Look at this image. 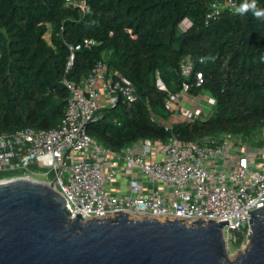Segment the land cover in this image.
I'll use <instances>...</instances> for the list:
<instances>
[{
	"label": "trees",
	"instance_id": "1",
	"mask_svg": "<svg viewBox=\"0 0 264 264\" xmlns=\"http://www.w3.org/2000/svg\"><path fill=\"white\" fill-rule=\"evenodd\" d=\"M82 1L83 11L65 0H0V133L56 128L68 97L63 81L78 83L103 61L131 81L136 96L130 106L120 98L100 108L88 123L86 132L103 146L121 151L145 139L166 142L171 132L184 143L226 134L262 144L264 20L224 9L206 24L213 0ZM256 4L264 9V0ZM185 19L191 25L183 31ZM69 46L74 59L66 70ZM186 56L205 80L191 93L209 94L215 104L166 130L164 99L180 91ZM157 78L167 91L157 88Z\"/></svg>",
	"mask_w": 264,
	"mask_h": 264
},
{
	"label": "built area",
	"instance_id": "2",
	"mask_svg": "<svg viewBox=\"0 0 264 264\" xmlns=\"http://www.w3.org/2000/svg\"><path fill=\"white\" fill-rule=\"evenodd\" d=\"M65 2L85 9L82 0ZM238 7L236 0H213L208 5L205 23L218 18L224 9L236 14ZM190 25L185 19L179 28L184 31ZM93 44V40L83 43ZM68 48L66 70L72 65L75 49ZM79 48L80 45L76 47ZM179 74L183 79L180 91L168 92L164 99V108L172 117L171 121H163L166 130H171L174 122L200 117L215 104L209 94L192 96V88H202L205 83L192 57L181 61ZM63 82L68 97L56 128L24 127L11 134L0 133L3 181L33 178V172L47 169V173L53 174L55 189L71 209L70 218L78 213L83 221L101 220L120 212L130 217L186 224L227 221L222 229L226 250L229 243L240 241L248 225V211L264 206V134L262 144L254 146L230 139L184 143L171 132L166 142L145 139L115 151L94 140L86 127L100 108L113 106L120 98L128 106L134 103L131 81L98 61L78 83ZM156 85L167 91L160 78ZM181 100L190 104L182 105ZM115 182L116 190L121 183L125 184V191L109 192L107 186Z\"/></svg>",
	"mask_w": 264,
	"mask_h": 264
},
{
	"label": "water",
	"instance_id": "3",
	"mask_svg": "<svg viewBox=\"0 0 264 264\" xmlns=\"http://www.w3.org/2000/svg\"><path fill=\"white\" fill-rule=\"evenodd\" d=\"M52 182L0 183V264H264V206L248 211L249 246L226 260L227 221L186 224L132 218H70Z\"/></svg>",
	"mask_w": 264,
	"mask_h": 264
},
{
	"label": "rangeland",
	"instance_id": "4",
	"mask_svg": "<svg viewBox=\"0 0 264 264\" xmlns=\"http://www.w3.org/2000/svg\"><path fill=\"white\" fill-rule=\"evenodd\" d=\"M184 26H185V24H182V27H184ZM196 94H192V96L196 95ZM198 94H200V97H202V95L207 96V94L203 93V92H199ZM209 111L210 110L207 109L206 112L208 113ZM207 113H204V115H206ZM226 139H230L234 142H241L243 144L250 145L249 141L246 139L228 136L226 134H219V135L214 136L212 138H208L206 141L222 142ZM261 139H262V137H261ZM38 171L41 173H47L48 172L47 169L37 170L36 172H33V175H31V176H33V178H30V179L43 181V182L44 181H47V182L53 181L54 177H53L52 173H47L46 175H38L37 174ZM2 181H3V179L0 178V182H2ZM132 218L140 219L139 217H136V216H132ZM249 231H250V227H249V225H247L246 230H245V234L243 237H241V242L238 246H236V244L229 243V248L226 250V252H227L226 253V260H228L230 262L236 260L238 258V254H243L245 249H247V247L249 246V240L247 238Z\"/></svg>",
	"mask_w": 264,
	"mask_h": 264
},
{
	"label": "clouds",
	"instance_id": "5",
	"mask_svg": "<svg viewBox=\"0 0 264 264\" xmlns=\"http://www.w3.org/2000/svg\"><path fill=\"white\" fill-rule=\"evenodd\" d=\"M215 5H213L214 7ZM236 11L240 14H246L247 12L251 11L253 16L257 19L264 20V9L258 8L256 4V0H244L242 4L236 9Z\"/></svg>",
	"mask_w": 264,
	"mask_h": 264
},
{
	"label": "crops",
	"instance_id": "6",
	"mask_svg": "<svg viewBox=\"0 0 264 264\" xmlns=\"http://www.w3.org/2000/svg\"><path fill=\"white\" fill-rule=\"evenodd\" d=\"M180 104H184V105H189L190 104V102L188 101V100H185V101H183V100H181L180 101ZM169 121H171L172 120V117H170L169 119H168ZM167 120V121H168ZM166 121V122H167ZM117 182H115V183H113L112 185H108L107 186V190L109 191V192H112V193H115V192H124L125 191V189H126V186H125V184L123 185V184H121V183H119L120 184V187L116 190V188H117ZM122 185V186H121Z\"/></svg>",
	"mask_w": 264,
	"mask_h": 264
},
{
	"label": "bare ground",
	"instance_id": "7",
	"mask_svg": "<svg viewBox=\"0 0 264 264\" xmlns=\"http://www.w3.org/2000/svg\"><path fill=\"white\" fill-rule=\"evenodd\" d=\"M27 180H30V181H38V180H34V179H30V178H26ZM1 183V182H0Z\"/></svg>",
	"mask_w": 264,
	"mask_h": 264
}]
</instances>
